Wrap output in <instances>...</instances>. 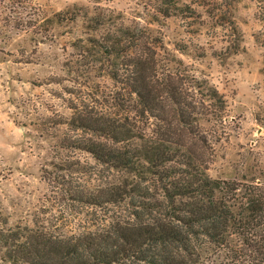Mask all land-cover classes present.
<instances>
[{
    "label": "trees",
    "instance_id": "obj_1",
    "mask_svg": "<svg viewBox=\"0 0 264 264\" xmlns=\"http://www.w3.org/2000/svg\"><path fill=\"white\" fill-rule=\"evenodd\" d=\"M238 1L148 0L143 9L155 20L204 16L235 29ZM76 21L62 64L69 115L51 123L60 157L45 179L59 207L45 223L1 221L0 261L264 264V185L209 175L229 135L223 95L111 9L77 6L26 28Z\"/></svg>",
    "mask_w": 264,
    "mask_h": 264
},
{
    "label": "rangeland",
    "instance_id": "obj_2",
    "mask_svg": "<svg viewBox=\"0 0 264 264\" xmlns=\"http://www.w3.org/2000/svg\"><path fill=\"white\" fill-rule=\"evenodd\" d=\"M143 4L148 0H0V222L45 223L58 210L60 199L45 182L60 157L50 126L69 115L71 96L63 87L71 83L61 82L67 78L62 64L71 59L69 45L80 23L26 27L37 15L48 18L77 6L120 13L126 25L137 23L161 39L167 53L182 61L180 68L213 85L226 101L229 135L214 147L209 175L264 185V0L235 3V29L214 27L204 16L155 20ZM55 80L60 84L49 83Z\"/></svg>",
    "mask_w": 264,
    "mask_h": 264
}]
</instances>
